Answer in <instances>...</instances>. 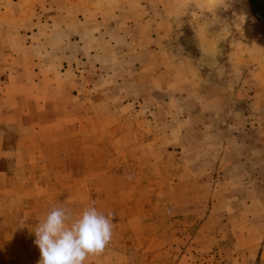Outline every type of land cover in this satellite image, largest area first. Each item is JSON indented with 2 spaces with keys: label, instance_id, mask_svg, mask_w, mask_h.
<instances>
[{
  "label": "rangeland",
  "instance_id": "1",
  "mask_svg": "<svg viewBox=\"0 0 264 264\" xmlns=\"http://www.w3.org/2000/svg\"><path fill=\"white\" fill-rule=\"evenodd\" d=\"M0 171V264L89 206L85 264H264V0H0Z\"/></svg>",
  "mask_w": 264,
  "mask_h": 264
},
{
  "label": "clouds",
  "instance_id": "2",
  "mask_svg": "<svg viewBox=\"0 0 264 264\" xmlns=\"http://www.w3.org/2000/svg\"><path fill=\"white\" fill-rule=\"evenodd\" d=\"M109 216L89 206L79 215L65 207H55L34 230L40 250L38 264H85L91 255L102 253L112 238Z\"/></svg>",
  "mask_w": 264,
  "mask_h": 264
},
{
  "label": "crops",
  "instance_id": "3",
  "mask_svg": "<svg viewBox=\"0 0 264 264\" xmlns=\"http://www.w3.org/2000/svg\"><path fill=\"white\" fill-rule=\"evenodd\" d=\"M259 1L262 2L263 0H259ZM19 145H20V144H19ZM19 147H20V146H18V148L16 149V151H14L15 153L18 152V151L20 150ZM14 152H12V153H14ZM7 155H8V154H7ZM0 175H1V176H8V177H9L11 174H10V172H7V171H0Z\"/></svg>",
  "mask_w": 264,
  "mask_h": 264
}]
</instances>
